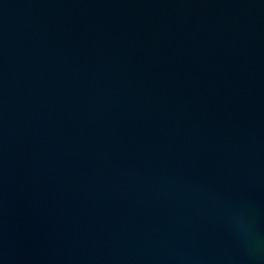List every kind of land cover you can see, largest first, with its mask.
<instances>
[{
	"label": "water",
	"instance_id": "obj_1",
	"mask_svg": "<svg viewBox=\"0 0 264 264\" xmlns=\"http://www.w3.org/2000/svg\"><path fill=\"white\" fill-rule=\"evenodd\" d=\"M0 264H264V0H0Z\"/></svg>",
	"mask_w": 264,
	"mask_h": 264
}]
</instances>
